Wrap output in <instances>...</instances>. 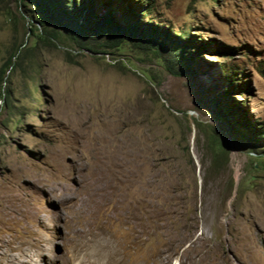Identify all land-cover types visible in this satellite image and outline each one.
<instances>
[{
	"label": "rangeland",
	"instance_id": "1",
	"mask_svg": "<svg viewBox=\"0 0 264 264\" xmlns=\"http://www.w3.org/2000/svg\"><path fill=\"white\" fill-rule=\"evenodd\" d=\"M24 1L0 0V264H264V0H93L191 34L179 76L46 40Z\"/></svg>",
	"mask_w": 264,
	"mask_h": 264
},
{
	"label": "trees",
	"instance_id": "2",
	"mask_svg": "<svg viewBox=\"0 0 264 264\" xmlns=\"http://www.w3.org/2000/svg\"><path fill=\"white\" fill-rule=\"evenodd\" d=\"M29 1L36 7L41 35L46 40H58L62 32L76 48L89 52L118 48L125 42H132L163 59L167 71L174 76L191 72V59L185 54V48L194 46L197 51L203 48L191 34L179 33L175 36L163 28L138 21L140 15L134 12L118 15L109 11L100 13L93 0H79L78 3L76 0ZM25 6L24 0H18V8ZM29 32L32 30L29 29ZM242 126L248 127L247 122L243 121ZM263 138L252 135L244 145L255 146Z\"/></svg>",
	"mask_w": 264,
	"mask_h": 264
},
{
	"label": "bare ground",
	"instance_id": "3",
	"mask_svg": "<svg viewBox=\"0 0 264 264\" xmlns=\"http://www.w3.org/2000/svg\"><path fill=\"white\" fill-rule=\"evenodd\" d=\"M90 176H92V180L94 179L93 177H95V173H93L92 175H90ZM100 179V178H99ZM98 179V180H99ZM92 183V182H91ZM88 185H90V184H88ZM92 188H94V186L92 187ZM82 210V209H81ZM79 264H84L83 262H81V263H79ZM112 264V263H111ZM114 264H118L117 262H114Z\"/></svg>",
	"mask_w": 264,
	"mask_h": 264
}]
</instances>
